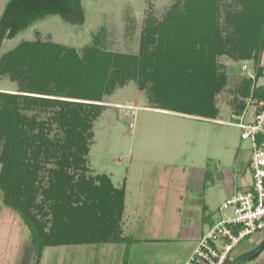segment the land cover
I'll list each match as a JSON object with an SVG mask.
<instances>
[{"label":"rangeland","instance_id":"1","mask_svg":"<svg viewBox=\"0 0 264 264\" xmlns=\"http://www.w3.org/2000/svg\"><path fill=\"white\" fill-rule=\"evenodd\" d=\"M8 1L0 0V16ZM81 5L84 9L81 24L49 15L1 42L0 92L29 90L26 76L13 80L2 70L5 57L22 43L44 45L41 52L50 51L48 58L55 70L52 73L47 70L44 76L45 94H71L73 91L61 90L57 83L60 81L64 86L66 77L82 80L75 84L80 89L84 86L83 79L90 77L95 85L101 84V102L97 104L103 107L92 125L85 179L111 176L117 186L126 177L127 186L143 187L145 197L153 195L160 185L168 190L172 185L176 189L186 186L187 181L179 178L183 169L200 165L203 155L216 153L221 145L220 136L226 144L234 143L240 135L239 129L230 125L233 122L230 113L243 105L247 92L243 84L247 77L239 71L241 62L248 61L254 74L257 68L254 59H241V56L247 52L245 46L261 43L260 27L255 21L264 9V0H81ZM169 54L172 59H168ZM259 54V66L264 69V42ZM184 55L195 63L182 60ZM166 66L173 77L171 81L165 75ZM55 75L60 78L56 79ZM223 75L225 83L213 98L222 114L217 118L221 123L176 118L153 110L160 107L161 101L181 105L177 107L184 110L188 99L194 107L205 104L202 92L210 85L211 77L214 83ZM169 83L174 89L167 91ZM48 116L50 113H40L38 119L46 120ZM55 128L52 125V130ZM209 167L212 170L214 163H209ZM80 174L74 173V181ZM38 177L46 187L47 170L40 169ZM32 185L36 190L39 184ZM35 195L31 213L43 221L49 220L46 213L39 211L49 204L42 203L39 191ZM223 212L230 214V210ZM5 228L8 231L18 228L19 240L30 235L19 214L6 206L0 188V235L7 233ZM6 236L8 239L9 235ZM152 248L136 249L132 264L137 263L141 249ZM70 250L76 253L81 250L78 257L76 253L69 256L76 255L77 264H89L87 261L93 260L89 256V251L93 252L92 244L47 248L46 264L48 260L49 264L53 259L57 261L61 252Z\"/></svg>","mask_w":264,"mask_h":264},{"label":"trees","instance_id":"2","mask_svg":"<svg viewBox=\"0 0 264 264\" xmlns=\"http://www.w3.org/2000/svg\"><path fill=\"white\" fill-rule=\"evenodd\" d=\"M49 15H57L76 24L84 21L81 0H9L0 16V44ZM255 22L260 27L258 41L261 43L257 45L253 42L249 47L245 46L247 52L241 56V59H254L257 66L254 77L243 82L247 90L244 98L264 102V85H253L256 79L263 76L264 70L259 66V53L264 42V9ZM43 48L42 44L22 43L5 57L2 70L9 73L13 80L26 76L24 79L29 90L21 88L15 93L0 92V188L6 206L16 211L28 228L37 259L46 247L116 241L124 196V188H114L108 176L98 175L87 180L83 173L87 170L92 125L103 107L97 104L101 102V84L95 85L90 77L83 79L84 86L80 89L75 85L77 80L66 77L64 86L60 85V81L57 83L59 89L73 91L71 94H45L44 76H47V70L48 73L55 70L48 58L50 51L42 53ZM171 57L169 54L168 59ZM189 59L192 58H182L195 63ZM168 68H164L165 75L171 81L173 77ZM211 79L210 85L202 92L205 104L208 101L207 106L201 103L194 107L188 99V103L183 105L186 110L170 101L166 104L161 101L159 108L214 120L218 110L213 98L226 78L223 75L214 83L213 77ZM81 82L78 80L77 83ZM170 89H174L171 83L166 90ZM28 113L32 116L28 117ZM40 113H50V116L39 120ZM52 125L56 126L53 130ZM48 164L54 167L47 168ZM40 169L47 170L49 178L46 187L41 185L42 179L38 177ZM75 172L81 173L76 181ZM34 183L39 184L36 190L33 189ZM38 191L42 203L49 204L48 208H39V211L46 213L49 220L43 221L31 213ZM87 202L90 204L87 205ZM127 252L128 248L125 257Z\"/></svg>","mask_w":264,"mask_h":264},{"label":"crops","instance_id":"3","mask_svg":"<svg viewBox=\"0 0 264 264\" xmlns=\"http://www.w3.org/2000/svg\"><path fill=\"white\" fill-rule=\"evenodd\" d=\"M262 64L264 67V58ZM252 74L254 77L253 72ZM262 75L254 81L253 85H264V70ZM242 100L244 107L240 106L230 114L240 115L246 109L244 119L248 120L251 118L253 107L247 105L249 98ZM240 109L243 110L240 111ZM153 110L176 118L210 120L188 114L183 115L173 110L161 108H153ZM221 115L218 111L217 116L211 121L221 123L222 121L217 120ZM239 133H241L240 130ZM219 138L221 145L216 153L212 156L203 155L200 160L202 163L197 165L198 167L193 165L189 170L183 169L180 172V180L187 183L179 189L172 185L168 190L160 185V188H155L153 195L150 193L145 197L143 187L136 189L127 186L126 177L120 185L116 186L111 176H108L114 188H124L119 235L116 241L93 243V252L89 251V256L93 257V260L87 262L89 264H132L136 249L151 246L153 247L151 250L139 251L141 254L135 264H185L200 238L221 219L231 215V212L227 215L223 212L225 210L221 209L224 202L236 191L246 190L252 182L249 169L253 153L252 143L249 140H241L240 135L234 143L226 142L225 144V138L222 136ZM211 162L214 163L212 170L209 167ZM17 231L18 228H14L7 230L4 236L0 235V264H36V262L46 264L47 248L81 246L46 247L37 259L31 236L25 237L27 240L25 238L19 240L20 235ZM263 237L264 234L257 233L240 242L230 254L229 261L256 249ZM146 251H152V254H146ZM80 252L81 250L77 253L72 250L61 252L58 260L53 259L51 264H77L76 255L78 257ZM73 253L76 255L69 258ZM49 262L48 260L47 264ZM243 264H264V251L255 259Z\"/></svg>","mask_w":264,"mask_h":264},{"label":"built area","instance_id":"4","mask_svg":"<svg viewBox=\"0 0 264 264\" xmlns=\"http://www.w3.org/2000/svg\"><path fill=\"white\" fill-rule=\"evenodd\" d=\"M240 72L253 78L248 61L241 62ZM247 105L253 107L251 118L244 119L245 109L232 116L230 125L240 130L241 140L252 143L249 162L252 182L246 190L236 191L224 202L221 209L230 210L231 215L200 238L185 264H225L240 242L254 234H264V102L249 99Z\"/></svg>","mask_w":264,"mask_h":264},{"label":"water","instance_id":"5","mask_svg":"<svg viewBox=\"0 0 264 264\" xmlns=\"http://www.w3.org/2000/svg\"><path fill=\"white\" fill-rule=\"evenodd\" d=\"M263 251H264V237L256 249L231 260L227 264H243L249 260H253L254 258L258 257L259 255H261Z\"/></svg>","mask_w":264,"mask_h":264}]
</instances>
